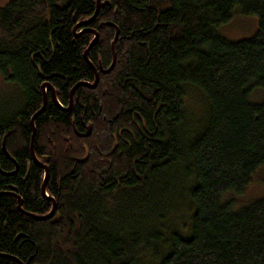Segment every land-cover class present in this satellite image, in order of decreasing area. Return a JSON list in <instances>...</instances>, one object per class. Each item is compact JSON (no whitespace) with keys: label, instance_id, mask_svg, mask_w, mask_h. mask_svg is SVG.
Masks as SVG:
<instances>
[{"label":"trees","instance_id":"trees-1","mask_svg":"<svg viewBox=\"0 0 264 264\" xmlns=\"http://www.w3.org/2000/svg\"><path fill=\"white\" fill-rule=\"evenodd\" d=\"M237 11L259 28L234 42ZM97 34L100 79L66 110ZM0 76L21 91L0 102V264H264V198L235 200L264 166V0H10ZM32 140L46 220L10 194L51 213Z\"/></svg>","mask_w":264,"mask_h":264},{"label":"rangeland","instance_id":"rangeland-1","mask_svg":"<svg viewBox=\"0 0 264 264\" xmlns=\"http://www.w3.org/2000/svg\"><path fill=\"white\" fill-rule=\"evenodd\" d=\"M10 3V0H0V7L6 6ZM259 28L258 25V17L243 15L239 11L234 12V17L223 24L219 29L220 35L222 37H226L231 41H239L246 40L254 37ZM254 98L256 100L264 99L263 91H256L254 94ZM21 96V91H19L16 84H12L4 80L0 76V102L8 101L12 102L17 100L18 97ZM200 101V97L198 94H193L189 101L188 105L191 107L193 113L198 116V112L200 107L198 102ZM0 106L2 104L0 103ZM233 197V196H231ZM231 197H228L231 199ZM264 198V166L260 168L259 171L253 177V183L249 186V188L245 191V193L241 197H236V203L239 206H249L254 201L260 200ZM241 207H237L238 209Z\"/></svg>","mask_w":264,"mask_h":264},{"label":"water","instance_id":"water-1","mask_svg":"<svg viewBox=\"0 0 264 264\" xmlns=\"http://www.w3.org/2000/svg\"><path fill=\"white\" fill-rule=\"evenodd\" d=\"M98 2H100V0H98ZM110 3L107 1V2H104V3H102L101 4V6H106V5H109ZM100 6H98L97 7V13L100 11ZM89 22H90V20H89ZM89 22H86V23H83V24H81V25H86V24H88ZM80 25V24H79ZM118 31V30H117ZM118 35H119V31L117 32V34H116V37H115V40H113L112 42H113V44H112V53H114V57H113V62H112V66H111V68L110 69H108V70H104L103 69V67H101V71L102 72H105V73H108V72H110L112 69H113V67H114V63H115V59H116V53H115V41L118 39ZM97 36H98V34L95 36L96 38L95 39H93L92 40V42H91V44H90V47H89V49H88V51H86L85 52V54H86V60H87V62L89 63V65H92L93 66V68H94V70H95V73H96V82L94 83V84H92V85H90V84H88L87 82H81L80 84H78L77 86H75L74 87V89L72 90V92H71V94H70V108H71V106L73 105V103H74V100H73V96H74V92H75V90L77 89V87H79V86H81V85H86V86H89L90 88H95V86L97 85V83H98V81H99V79H100V76H99V73H98V71H97V68H96V66L95 65H93V63L92 62H90V60H89V54H88V52L90 51V49H91V47L95 44V42L97 41ZM48 85V84H47ZM46 85H44L43 87H45ZM53 100H55V102L58 104V105H62L61 103H60V101L59 100H57V97H56V94L54 93L53 94ZM45 103H44V106L42 107V109L41 110H39L38 111V113L37 114H40V113H42V111L45 109V106H46V104H47V101H46V97H45ZM70 108H67L66 110H70ZM36 117V116H35ZM35 117L34 118H32V120H31V124L33 125V134L35 133V124H34V119H35ZM91 130H92V126L91 125H89L88 127H87V132L86 133H84L83 135H85V136H89V135H91ZM81 135V134H80ZM83 135H81V136H83ZM33 137H34V135H33ZM31 146H32V157H34V160H35V162L38 164V165H40L42 168H44L45 169V182L43 183V185H42V188H41V190L43 191V194L44 195H46V197L49 199V200H51V201H54L53 202V207H52V209H51V213H49V214H47V215H42V216H37V215H35V214H33V213H27V212H25L24 210H23V208H22V206H23V202H22V198H21V196L20 195H16L15 193H10V194H12V195H14V196H16V198L18 199V203H19V205H18V210H20L22 213H24V214H27V215H32L34 218H36L37 220H46V219H49V218H52L53 217V215L55 214V210H56V201L53 199V198H50V197H48L47 196V194H46V190H45V188H46V184H47V181H48V176H49V168H47V166L46 165H44V164H42L39 160H38V158L35 156V153H34V150H33V140H32V144H31ZM5 152H6V155H7V157L8 158H11V160L13 161V163L16 165V171L15 172H12V173H6L7 175H10V174H12V175H14V174H16L17 173V171H18V163L16 162V160L14 159V158H12L11 157V155L9 154V152L7 151V148H5V150H4ZM19 263L20 264H24L22 261L20 262L19 261Z\"/></svg>","mask_w":264,"mask_h":264},{"label":"bare ground","instance_id":"bare-ground-1","mask_svg":"<svg viewBox=\"0 0 264 264\" xmlns=\"http://www.w3.org/2000/svg\"><path fill=\"white\" fill-rule=\"evenodd\" d=\"M112 44H113V43H112ZM87 51H88V50H87ZM95 74H96V73H95ZM95 82H96V80H95ZM47 84H48V83H47ZM47 84H44V85H46L45 87H43L44 85L42 86V90H44V92H46L45 89H46L47 87H50V85H49V84L47 85ZM50 89H52V96H53V94L55 93V89H53L52 87H50ZM45 97H46V96H44V100H45ZM54 101H55V100H54ZM44 103H45V102H44ZM56 104H57V103H56ZM43 106H44V105H43ZM69 108H70V107H69ZM5 148H6V147H5ZM5 148H4V150H5ZM47 196H48V195H47ZM53 202H54V201H53Z\"/></svg>","mask_w":264,"mask_h":264}]
</instances>
